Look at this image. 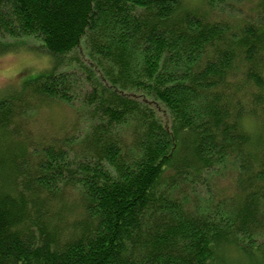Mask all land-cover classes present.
Instances as JSON below:
<instances>
[{"label": "trees", "instance_id": "1", "mask_svg": "<svg viewBox=\"0 0 264 264\" xmlns=\"http://www.w3.org/2000/svg\"><path fill=\"white\" fill-rule=\"evenodd\" d=\"M200 4L0 0L51 56L0 101V264H264V0Z\"/></svg>", "mask_w": 264, "mask_h": 264}, {"label": "rangeland", "instance_id": "2", "mask_svg": "<svg viewBox=\"0 0 264 264\" xmlns=\"http://www.w3.org/2000/svg\"><path fill=\"white\" fill-rule=\"evenodd\" d=\"M184 2L191 9L201 5V0H184ZM0 42L2 44H13L14 47L5 53H0V101H2L18 94L26 83L50 69L51 56L47 54L38 39L28 38L19 42L18 40L0 38ZM4 45L6 44L2 46ZM81 58L85 60L83 55H81ZM132 96L137 99L141 98L140 94ZM151 106L167 126L169 122L167 112L160 106ZM34 116V121L28 124V129L35 135L49 137L55 134L53 131L56 132L60 123L65 125L73 119V112L67 106L54 103L42 104L39 112H36ZM245 127L246 131L255 133L259 123L247 119L245 120ZM232 252L229 250L226 252L230 261L234 264H243V259H240Z\"/></svg>", "mask_w": 264, "mask_h": 264}]
</instances>
